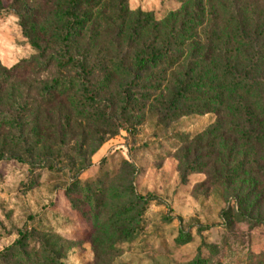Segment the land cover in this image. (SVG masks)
Here are the masks:
<instances>
[{
  "label": "rangeland",
  "instance_id": "1",
  "mask_svg": "<svg viewBox=\"0 0 264 264\" xmlns=\"http://www.w3.org/2000/svg\"><path fill=\"white\" fill-rule=\"evenodd\" d=\"M56 3L0 0V264H264V147L213 113L147 115L92 155L89 126L63 140L35 130L31 112L14 132L13 104L35 110L38 86L57 76L21 72L43 64L35 46ZM179 6L125 0L156 19Z\"/></svg>",
  "mask_w": 264,
  "mask_h": 264
},
{
  "label": "trees",
  "instance_id": "2",
  "mask_svg": "<svg viewBox=\"0 0 264 264\" xmlns=\"http://www.w3.org/2000/svg\"><path fill=\"white\" fill-rule=\"evenodd\" d=\"M56 2L45 47L35 46L44 62L21 72L57 76L38 86L35 110L13 104L18 135L31 112L35 130L63 140L73 125L89 126L92 155L147 115L171 123L213 113L233 137L264 147V0H178L161 19L129 12L125 0Z\"/></svg>",
  "mask_w": 264,
  "mask_h": 264
}]
</instances>
